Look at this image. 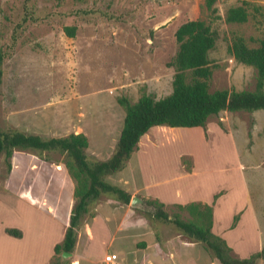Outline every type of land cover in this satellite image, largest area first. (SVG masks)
Segmentation results:
<instances>
[{
  "label": "rangeland",
  "instance_id": "1",
  "mask_svg": "<svg viewBox=\"0 0 264 264\" xmlns=\"http://www.w3.org/2000/svg\"><path fill=\"white\" fill-rule=\"evenodd\" d=\"M242 2L249 5L248 22L226 23V11ZM204 3L205 0H0V50L5 53L0 85V130H18L48 138L88 131L99 137L105 135L103 140L113 144L125 117L117 98L124 96L135 103L144 93L157 100L169 95L174 70L168 63L178 49L176 30L196 19L212 22L217 34L215 47L208 53L211 66L215 67L209 91H253L255 70L237 64L228 55L227 46L234 35L243 37L250 47L257 46L258 39L264 35V19L253 7L264 10V0H216L213 7L217 10L215 15L220 17L217 20H212ZM66 27H76L74 37L66 36ZM102 124L106 128L104 133L98 131ZM202 129L201 137L199 132L189 134L188 138L184 131L177 133L180 135L177 138L175 134H163L158 152L153 153L151 160L153 164L166 162L172 167L179 151L192 149L201 177L213 181L208 188L223 183V186L235 185L240 192L238 184L242 177L249 195L248 209L255 218V222L251 221L256 238L246 245L235 243L231 256L248 257L264 247V110L223 111L210 117ZM223 135L233 142L234 154ZM98 138L91 140L92 150L86 153L90 160H96L92 154L97 147L103 151L111 148L105 144L98 146ZM211 139L216 151L214 148L210 153L206 146L211 147ZM234 156L240 170L234 166ZM183 159L189 169L193 157ZM66 161L59 152L40 155L17 150L10 163L15 165L16 173L27 175L26 187L32 182L48 187L52 172L58 174L59 188L68 191ZM7 170L0 155V182ZM114 177L108 181L113 183ZM231 196H236L235 191ZM138 197L143 204L138 213L148 220L145 214H151L152 209L144 205L147 200L142 194ZM164 211L170 219L195 221L187 210L167 206ZM150 223L160 245L169 247L161 251L159 246H154V256L168 258L170 249L181 251L182 246L193 247L202 257L201 264H219L200 243L179 237L172 224L157 220ZM138 247L143 248L141 244ZM256 264H264V259Z\"/></svg>",
  "mask_w": 264,
  "mask_h": 264
},
{
  "label": "crops",
  "instance_id": "2",
  "mask_svg": "<svg viewBox=\"0 0 264 264\" xmlns=\"http://www.w3.org/2000/svg\"><path fill=\"white\" fill-rule=\"evenodd\" d=\"M105 129L103 124L98 126V131L102 133ZM182 129L168 130L161 126L151 128L140 138L123 170L113 176L112 184L128 192L131 198L140 199L138 196L142 194L147 201L163 204V210L167 206L178 208L177 205L190 203L207 204L212 207V232L225 240L231 249L235 243L246 245L252 242L256 238L253 224L255 218L253 211L248 209L249 195L242 177L238 184L240 192L235 185L223 186V183L208 188L213 181H204L201 177L198 159L192 149L179 151L175 157L176 164L172 167L166 162L153 164L151 158L153 153L158 152V144L161 143L163 134H175L177 138L180 136L177 133L184 131L188 138L189 134L199 132L201 137L203 130L201 127ZM82 134L88 139V153L92 150L91 140L95 141L99 135L95 136L88 131ZM119 135L110 144L103 140L105 135L101 134L98 146L105 144L111 148L103 151L97 147L92 156L99 161L109 159ZM223 137L230 144L231 154H234L233 142L227 135ZM202 145L205 146L204 143ZM206 147L210 153L214 148L216 151L214 140L211 141L210 148ZM146 156L150 159L146 158L147 162L144 159ZM188 156L193 157V164L189 169L183 159ZM234 159V166L240 170L237 156ZM7 172L0 182V264H50L54 257V247L63 241L69 224L75 204V183L68 176L66 185L69 190L64 191L59 188L58 174L50 172L48 187L38 186L33 182L26 187L27 175L16 173L15 165ZM201 181L204 182L203 185ZM232 191H235V197L231 196ZM221 192L223 194L220 195ZM65 194L66 198H63ZM150 208L152 212L145 214L148 219L146 220L138 213V208L120 205L108 197L91 202L77 227L71 257L66 260H69V264H103L106 254H115L117 259L114 264H201L202 257L193 247L182 246L181 251L170 249L168 258L153 255L154 246H159L161 251H167L169 247L160 245L156 238L157 232L150 223L154 220L153 208ZM235 216H239V219L233 226ZM7 230H16L21 235L13 236ZM178 236L183 237L181 234ZM138 244L143 248H139ZM145 254L147 256L143 258ZM244 256L246 254H243V258H246Z\"/></svg>",
  "mask_w": 264,
  "mask_h": 264
},
{
  "label": "trees",
  "instance_id": "3",
  "mask_svg": "<svg viewBox=\"0 0 264 264\" xmlns=\"http://www.w3.org/2000/svg\"><path fill=\"white\" fill-rule=\"evenodd\" d=\"M216 0H205L204 7L213 16L212 20L220 19L215 15ZM248 3L230 7L225 13V22L229 24H244L248 22L250 13ZM253 11L264 19V10L253 7ZM212 22L196 19L190 20L178 27L175 39L178 49L168 63L173 68L171 93L161 99L151 94H142L135 102L127 97L117 98V104L123 109L125 117L122 129L114 151L105 161L90 160L86 154L88 139L82 134L71 133L65 137H42L18 130H0V155H3L8 171L10 160L17 150L44 152H59L67 158L65 162L69 176L75 182L73 197L75 204L70 214L63 241L54 247V257L50 264H69L62 259L61 253H72L76 242V230L87 206L102 197H108L120 205H129L131 195L119 186L110 183L108 178L123 170L131 154L134 152L140 138L151 128L167 126L169 128H205L208 119L220 112H254L264 110V35L258 39L256 47H250L241 36L234 35L227 46L228 55L237 64L251 67L255 70V87L253 91H235L233 89L209 91V81L214 66L208 58V53L215 47L217 34L212 28ZM76 27L64 29L67 37L75 35ZM5 53L0 50V85L2 83V64ZM218 197L215 196V199ZM153 208L152 218L170 223L186 239L200 243L219 264H256L264 259V247L246 258L231 256L232 249L225 240L212 232V207L204 203H190L184 206L195 217V221H183L176 217L169 218L163 210V204L157 201H146ZM238 216L233 219V226ZM7 233L19 237L16 230Z\"/></svg>",
  "mask_w": 264,
  "mask_h": 264
},
{
  "label": "water",
  "instance_id": "4",
  "mask_svg": "<svg viewBox=\"0 0 264 264\" xmlns=\"http://www.w3.org/2000/svg\"><path fill=\"white\" fill-rule=\"evenodd\" d=\"M129 205L132 208H138V209H141L143 206L142 201L137 197H132ZM70 257H71V253L63 252L61 254V258L66 259V258H70Z\"/></svg>",
  "mask_w": 264,
  "mask_h": 264
},
{
  "label": "built area",
  "instance_id": "5",
  "mask_svg": "<svg viewBox=\"0 0 264 264\" xmlns=\"http://www.w3.org/2000/svg\"><path fill=\"white\" fill-rule=\"evenodd\" d=\"M117 259L115 254H106L103 258V264H114Z\"/></svg>",
  "mask_w": 264,
  "mask_h": 264
}]
</instances>
